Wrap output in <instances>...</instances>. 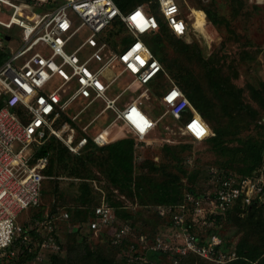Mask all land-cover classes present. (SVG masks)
I'll return each mask as SVG.
<instances>
[{"label":"built area","instance_id":"built-area-1","mask_svg":"<svg viewBox=\"0 0 264 264\" xmlns=\"http://www.w3.org/2000/svg\"><path fill=\"white\" fill-rule=\"evenodd\" d=\"M150 3L158 5L163 22L175 35L197 31L193 24L185 22L177 0ZM22 6L31 10L32 19L26 16L28 12L18 13ZM192 16L197 21V16ZM115 26L129 35V44L116 43ZM0 27L17 28L21 33L20 48L0 66V99L4 101L0 108V264L15 256L11 249L15 243L29 246L33 241L29 231L37 229L35 232L40 235V227L47 229L49 236L42 242L35 261L45 258L43 251L60 249L52 235L55 216L47 215L42 222L34 219L27 227L18 223L20 215L40 206L41 185L47 178L44 172L48 157L32 163L33 153L27 156L31 146L39 147L50 138H57L78 154L90 141L104 148L132 138L136 157L141 160L140 151L154 144L152 135L167 117L179 122V134L189 141L203 143L212 136L202 116L143 40L160 28L157 16L146 11L145 6L124 12L115 0H0ZM79 36L80 44L68 52ZM44 49L49 50L50 56H44ZM22 58L25 61L20 65L17 62ZM94 63L99 66L95 68ZM126 76L128 79L123 82ZM159 76H165L169 84L154 96L160 107L156 116L144 103L152 98L151 86ZM125 95L130 100L121 107ZM80 98L87 100L88 106L100 102L103 108L99 116L108 112L113 115L107 126L92 138L85 136L88 132L85 127L84 135L77 139L76 129L65 120L66 109ZM196 124L205 129L203 135L196 134L193 129ZM16 144L21 145L19 152L14 151ZM210 179L214 187L201 196L186 193L180 205L155 208L173 228L168 235L158 236L151 243L142 237L143 251H135L132 264H182L190 259L232 264L244 259L234 251L225 252L219 236L212 235L205 243L190 230L192 226L201 230L211 227L214 216L225 215L236 205H240V215L244 216L254 201L264 195V181L252 175L215 170ZM60 218L65 220L69 215L62 212ZM88 220L95 235L106 233L113 245H120L129 233L128 227L123 230L116 227L111 206L94 207L88 211Z\"/></svg>","mask_w":264,"mask_h":264},{"label":"trees","instance_id":"trees-1","mask_svg":"<svg viewBox=\"0 0 264 264\" xmlns=\"http://www.w3.org/2000/svg\"><path fill=\"white\" fill-rule=\"evenodd\" d=\"M149 1L151 0H115L124 12L143 5L149 9V12L156 16L158 14L160 28L146 42L166 73L176 81L175 83L186 94L211 129L212 136L205 142L208 141L210 148L223 160L219 170L252 175L264 181V131L259 134V137L241 141L238 147L227 146L228 134L235 130L237 133L241 131L240 117L232 118L234 113L240 115L250 110L252 120L255 121L258 112L244 105L241 89L232 83L231 77L223 73L218 64L217 55L205 57L202 47L194 41L199 31L190 30L184 36L175 35L162 21L159 11L157 12L158 5L153 3V7H150ZM195 1L201 4L202 10L199 11L204 12L207 22L209 21L206 27L207 32H211V27L216 29L221 27L227 34L230 21L220 16L217 10L211 7L216 5L215 2L212 1L203 7L202 0ZM256 1L246 0L253 9L264 7ZM243 8L244 4L239 7V10ZM240 14L242 15V11ZM7 57L6 53L0 54V66ZM196 67L200 70L196 71ZM163 78L159 76L156 80V83H161L158 84L160 87L158 91L165 86ZM3 105L4 101L0 99V108ZM151 149L156 150V153L150 156ZM33 150L32 163L40 157H48V166L44 172L47 178L41 185L38 209L41 208L43 196L46 195L45 184L51 183L53 188L50 192L55 197L60 181H70L77 186L72 204L65 203L63 198H54L49 211L35 212L23 225L27 227L34 219L42 222L47 215L55 216V233L52 235L61 248L60 251H51L44 258V261L50 260L52 264H60L59 255L63 252L60 235L70 229L75 230L74 233L79 235L87 245L86 259L91 264H132L135 251L138 253L143 251L144 247L140 242L142 237L151 243L173 228V225L158 215L155 211L156 207L180 205L186 193L201 196L214 187V184L209 181L205 192L195 189L196 175H192L185 166L182 167L180 164V152L191 154L189 143L172 146L159 142L144 146L140 151L141 160L136 157L135 141L132 138L104 148H99L90 141L78 154L72 153L57 138H50L44 145L35 147ZM172 162L176 163L175 167ZM59 195L62 196V193ZM100 205L114 208L115 225L118 229L129 228V233L124 235L120 245H113L110 236L106 233L95 235L90 229L88 211ZM151 209L153 217L150 218L154 223L152 228L140 229L136 223L144 218L145 211L150 212ZM62 212L68 213L69 218L61 219ZM212 220L213 225L205 230L192 226L191 234L201 238L205 243L212 235H217L223 241L225 252L234 251L242 258L264 264V195L255 200L246 218H242L240 205H236L225 215L214 216ZM86 227L87 231H85ZM231 227L240 237L238 243L229 245L221 231ZM38 229L41 230L40 235L36 234L37 229L29 231L33 236L29 246L20 242L12 246L15 256L6 264H37L34 261L40 252L41 244L49 236L48 230L44 227ZM104 243L115 252L116 259L99 252L101 244Z\"/></svg>","mask_w":264,"mask_h":264},{"label":"rangeland","instance_id":"rangeland-1","mask_svg":"<svg viewBox=\"0 0 264 264\" xmlns=\"http://www.w3.org/2000/svg\"><path fill=\"white\" fill-rule=\"evenodd\" d=\"M212 1H214L216 5L211 7L215 8L220 16H223L230 21L229 34H226V30L221 27L217 29L211 27V32L209 31L208 33L206 27L208 26L209 21L207 22L205 13L199 11L202 10L200 7L201 4L199 5L195 0H177L182 9L184 20L187 25L191 26L193 24L200 33L195 35L194 41L202 47L205 52V57L210 58L214 54L217 55V59H219L218 64L221 66L223 73L231 77L232 83L241 89V97L244 105L249 106L258 112V117L255 121L252 120L250 110H246L240 115H237L236 112L234 113L232 118L236 119L237 117H240L239 123L241 131L237 133L235 130L228 134L227 146L238 147L241 141L251 137H259V134L264 131V7L254 6L255 8L253 9L246 0H202L203 7L212 3ZM243 4L244 8L239 10V7L243 6ZM148 5L153 7L150 1L148 2ZM22 7L23 13L28 12L26 16L32 19L34 16L29 13L31 10L24 6ZM40 11L44 12L42 9ZM146 11H149V9L146 8ZM158 11L159 8L157 12ZM241 11L242 15L240 14ZM192 15L197 16V21L193 19ZM72 18L76 24L79 25V22L74 15H72ZM115 27L113 39L116 40V43L123 44L126 42L124 46L127 43L129 44L131 42L129 35L125 31L119 30L118 26ZM152 35L153 33L147 34L143 37V40H148ZM20 36V30L17 28L8 30L0 27V54L6 53L9 57L14 50L19 49L21 45L18 37ZM80 40V36L75 38L71 43V49L68 50V52L73 51L80 44ZM42 52L44 56H50L48 49H44ZM79 57L82 58V54H79ZM24 61L25 58H22L17 63L22 65ZM94 66L96 68L99 64L94 63ZM196 68V71L200 70L199 67ZM126 79H128V76L124 77L122 81L125 82ZM163 80V83L166 84L167 79L164 77ZM158 84L161 83L158 82L151 86V91L154 95L144 103V106L156 116L159 115L158 113L160 111V107L157 105L154 97L155 95H158V88H160ZM118 85L121 88L124 87L123 83H118ZM116 89L117 91H120L117 86H115V90ZM129 100L130 96L125 95L120 102V106L122 107ZM88 103L89 102L83 98L77 99L66 109L65 112V120L72 124L76 129L77 139L80 138L78 136L84 135L82 133L83 128L88 127V132L85 133V136L92 138L105 128L113 119V115L110 112L99 116V113L103 108V105L100 102H96L90 106H88ZM77 114H79L78 119L73 121ZM179 126V122H175L170 117H167L158 125L156 131L152 135V140L154 141V144L164 142L172 146L189 143L191 154L185 153L184 151L180 152V164L182 167L185 166L192 175H196L194 178L195 189L200 192H205L208 188L209 181H211L210 178L212 171L215 170L220 172L219 169L222 167L223 160L210 148L208 141L203 143H192L185 137H182L181 134H179ZM166 128H169V130ZM35 147L36 146L33 145L28 149L29 154L27 153V156H29L30 153H33ZM20 150L21 145L16 144L14 151L19 152ZM155 153L156 150H150V156ZM172 164L174 167L176 166L175 162H172ZM58 184L59 189H57L56 197L50 192L53 188L51 187V183L45 184L46 195L43 196L41 208L34 211L32 209L31 211L27 210L20 215L18 218V223L20 225H24L25 221L31 215H34L35 212L49 211L50 204L54 198H63L64 202L67 204L73 203L72 199L76 193L77 186L70 181H60ZM60 193H62V196L59 195ZM251 207L242 218H246L249 215ZM151 212H153L152 209L150 212L145 211V216L142 218L143 220L141 219L140 222L136 223V226L140 227V229H151L154 224L150 218L153 217ZM74 231L75 230L70 229V231H64L60 235V243L63 244V252L59 255L60 264H91V262L86 259L85 248H87V245L84 244L81 237L76 235ZM85 231H87V227ZM169 231L165 235H168ZM221 232L225 236V241L229 245L238 243L240 236L234 228L223 229ZM51 251L54 250H46L41 252V254L44 257H47ZM58 251H60V249ZM99 252L116 259L115 252L105 243L101 244ZM245 259L246 258L232 264H257L256 262ZM44 260L45 259L34 262L37 264H52L50 260ZM182 264L212 263L199 259H190Z\"/></svg>","mask_w":264,"mask_h":264},{"label":"snow or ice","instance_id":"snow-or-ice-1","mask_svg":"<svg viewBox=\"0 0 264 264\" xmlns=\"http://www.w3.org/2000/svg\"><path fill=\"white\" fill-rule=\"evenodd\" d=\"M137 15L139 16V14H137ZM193 129L195 130V132L198 136L203 135L205 132V129L198 124L193 125Z\"/></svg>","mask_w":264,"mask_h":264},{"label":"bare ground","instance_id":"bare-ground-1","mask_svg":"<svg viewBox=\"0 0 264 264\" xmlns=\"http://www.w3.org/2000/svg\"><path fill=\"white\" fill-rule=\"evenodd\" d=\"M260 1H264V0H260ZM18 13H19V14H22V13H23V7H20V8L18 9ZM136 18L139 20V19H140V15H139V16L136 15Z\"/></svg>","mask_w":264,"mask_h":264},{"label":"crops","instance_id":"crops-1","mask_svg":"<svg viewBox=\"0 0 264 264\" xmlns=\"http://www.w3.org/2000/svg\"><path fill=\"white\" fill-rule=\"evenodd\" d=\"M262 2V1H261ZM264 2V1H263ZM259 4H261V3H259ZM264 4V3H263ZM168 74V73H167ZM163 77H165V76H163ZM166 78V77H165ZM167 79V78H166ZM169 83H168V79H167V83L165 84V86L164 87H162L159 91H158V94L160 93V91H162V90H164L165 88H166V86L168 85ZM153 95V94H152Z\"/></svg>","mask_w":264,"mask_h":264}]
</instances>
